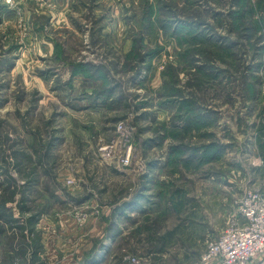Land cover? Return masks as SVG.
<instances>
[{
    "label": "rangeland",
    "instance_id": "obj_1",
    "mask_svg": "<svg viewBox=\"0 0 264 264\" xmlns=\"http://www.w3.org/2000/svg\"><path fill=\"white\" fill-rule=\"evenodd\" d=\"M248 190L264 0H0V264H195Z\"/></svg>",
    "mask_w": 264,
    "mask_h": 264
},
{
    "label": "built area",
    "instance_id": "obj_2",
    "mask_svg": "<svg viewBox=\"0 0 264 264\" xmlns=\"http://www.w3.org/2000/svg\"><path fill=\"white\" fill-rule=\"evenodd\" d=\"M264 254V193L248 190L238 202V210L229 226L208 242L195 264H252ZM124 264H149L138 255H128Z\"/></svg>",
    "mask_w": 264,
    "mask_h": 264
},
{
    "label": "crops",
    "instance_id": "obj_3",
    "mask_svg": "<svg viewBox=\"0 0 264 264\" xmlns=\"http://www.w3.org/2000/svg\"><path fill=\"white\" fill-rule=\"evenodd\" d=\"M261 263L264 264V259L261 260ZM261 263H260V264H261Z\"/></svg>",
    "mask_w": 264,
    "mask_h": 264
}]
</instances>
